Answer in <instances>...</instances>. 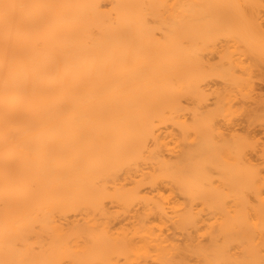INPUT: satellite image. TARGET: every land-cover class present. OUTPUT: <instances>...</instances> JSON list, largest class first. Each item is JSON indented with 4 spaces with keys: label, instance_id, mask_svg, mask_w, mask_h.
<instances>
[{
    "label": "bare ground",
    "instance_id": "obj_1",
    "mask_svg": "<svg viewBox=\"0 0 264 264\" xmlns=\"http://www.w3.org/2000/svg\"><path fill=\"white\" fill-rule=\"evenodd\" d=\"M197 1L0 0V264H264V213H205L220 112H186L205 95L191 47L213 44L198 14L234 17L218 51L236 65L206 68L237 81L264 73V0ZM243 152L245 203L264 183Z\"/></svg>",
    "mask_w": 264,
    "mask_h": 264
},
{
    "label": "rangeland",
    "instance_id": "obj_2",
    "mask_svg": "<svg viewBox=\"0 0 264 264\" xmlns=\"http://www.w3.org/2000/svg\"><path fill=\"white\" fill-rule=\"evenodd\" d=\"M204 1V0H203ZM207 1V5L206 7H208V4H210L209 2H211L210 5H212V3L216 4L217 0H205ZM263 1V0H262ZM198 2V6H201L202 3L199 5L200 1ZM196 2V3H197ZM219 2H225V1H219ZM205 4V2H203ZM214 4V5H215ZM221 3H219L216 6H220ZM213 5V7H215ZM205 7V5H204ZM210 8H212L211 6H209ZM218 8V7H217ZM209 8H206L205 11L201 14H198L199 17H205L203 19L204 23L206 24L205 26V30L206 33H208L209 35V39L207 40L208 42L211 39V42H213V44H197L195 45V49H193V45L191 47V51L192 55L194 56V58H192V63H194L195 61H198L201 64H196L194 63V66H196V68L198 70H202V68L200 69V66H203V68L205 69V72L203 71V73L200 72V74L198 73V76L196 77V75L192 76V80H193V84H197L196 86H198L197 88L200 90L201 88V92H204L203 97H196V93L194 95L191 96V98L189 97V103L190 107H188V110L186 111L188 113V117L189 119L192 116H203L206 115V113H202V110L206 112H208V110H216V112H220V114L216 115L215 111L213 113V115L218 116V122L221 126V130H223V139H222V145L221 148H223V152H222V156L223 158H221V172L217 171L216 169H211V176L213 179V183L215 185H220L223 191V197L222 200L219 204V207L215 208L212 207L210 204L206 207L205 213L210 217L213 216H220V217H234L235 215H237L238 213H242V214H248L253 215L254 211L258 212V215L261 213H264V188L262 189L260 195H257L252 189L248 190L245 192V196H246V202H241L240 199L238 198L239 196V191L240 189L237 187L239 185V183H241L240 185H243L244 182H247L246 180V175L242 172H240L239 170V174L238 176L235 174V172H232L233 169H236V167H231L232 164L235 162L236 157L240 156L241 151H244L243 153H247V155L249 157L252 158V162L256 163L259 166V178L261 180V182L264 183V73H262L261 71L258 69H255V61L256 59H258L257 61L260 63L261 61V57L256 53V52H251V49H249L247 47V45L244 44L245 47L247 48H240V46H242L241 44L239 45L238 51L236 53V55L240 53V58L241 60H244L245 63L243 62V64H245V68L249 67L248 63H253L254 66L253 69H246L247 71L245 72H240V70L237 69V73L239 71V73L241 74H236V80H229L230 79V75L226 76V72L225 69L224 70V74L222 76L217 75V74H213L211 73L213 70L208 67L212 66L214 67V69H218V68H225L228 67H234L236 64H230L231 66H227L228 62H227V58L229 59V57L226 58V55L224 54L221 55L218 50L222 49L220 47H224L226 46V44H228L227 41H229V36L227 35L225 29L227 30L228 27L227 24H224L225 22L229 23V21H226V19L231 18L232 16H227L226 19H223L225 21H222V17L220 16H224L226 15V13L222 14V10H218L216 13V9L213 10L209 9L212 12H209L208 10ZM220 9V7H219ZM206 10H208L209 13L206 12ZM218 12L222 15H218ZM206 15H205V14ZM262 16V17H261ZM261 17V21L263 22V30L261 32H264V12H262V14L260 15ZM224 18V17H223ZM234 18V17H232ZM231 18V19H232ZM201 19V18H200ZM220 19V21H222L221 23L218 22V20ZM229 20V19H228ZM232 20H230L231 22ZM204 24V25H205ZM229 25V24H228ZM225 28V29H223ZM259 32V34L261 33ZM231 38V37H230ZM209 42V43H211ZM227 42V43H226ZM199 43V42H198ZM220 46V47H219ZM211 47V48H210ZM206 49V50H204ZM201 50V51H199ZM243 50L247 51V53L245 52V54L243 55ZM254 51V50H252ZM197 52V53H196ZM250 52V53H249ZM199 53V54H198ZM229 54L233 52H228ZM198 54V55H197ZM228 54V55H229ZM231 54V55H232ZM253 54H256V56ZM192 56V57H193ZM235 56V53L232 55ZM251 56V58H250ZM196 57V58H195ZM231 57V56H230ZM237 57V56H236ZM235 57V62H237V58ZM257 57V58H255ZM203 60H201V59ZM239 58V57H238ZM196 59V60H195ZM225 59V60H224ZM239 60V59H238ZM240 61V60H239ZM238 61V62H239ZM256 61V63H257ZM233 62V59H231V63ZM227 63V64H226ZM251 63V64H252ZM239 64V63H238ZM241 64V63H240ZM258 64V63H257ZM262 64V63H261ZM242 65V64H241ZM247 65V67H246ZM264 65V64H263ZM244 67V66H243ZM259 68V67H257ZM260 69V68H259ZM222 69H218L217 71L219 72ZM250 70V71H249ZM256 70V71H255ZM209 71V72H208ZM215 71V70H214ZM223 71V70H222ZM227 71V70H226ZM243 71V70H242ZM260 71V72H259ZM194 72V71H193ZM208 72V73H206ZM249 73L250 75V79L248 77H246V74ZM203 74V75H202ZM248 75V74H247ZM203 78H202V77ZM238 76V77H237ZM245 76V80L249 79V83H243V85L241 84L240 81V77ZM197 79V80H196ZM242 80V79H241ZM233 81V82H232ZM246 81V82H247ZM240 84H238V83ZM244 82V81H243ZM239 85V86H238ZM193 86V85H192ZM195 86V88H196ZM241 86V87H240ZM219 89L220 93H221V99L220 101L217 100L216 98V92L215 90ZM198 90V91H199ZM195 91V90H194ZM194 93V92H193ZM218 95V93H217ZM220 96V95H219ZM196 97V98H195ZM219 102L221 103V105H219ZM223 102V103H222ZM197 109L201 110V112L199 111V113H197L198 111H195ZM219 108V109H217ZM195 111V112H194ZM212 111H210V115H212L211 113ZM209 115V114H208ZM187 116V114H186ZM214 117V116H213ZM196 118V117H195ZM215 118V117H214ZM217 118V117H216ZM215 118V119H216ZM191 120V119H190ZM235 129V130H234ZM197 138L192 137L191 136V143L194 144L197 141L195 140ZM237 142V143H236ZM191 144V145H192ZM196 144V143H195ZM240 146H238V145ZM238 146V147H237ZM195 146H192V148ZM239 148V149H237ZM238 150V152L236 151ZM222 151V150H221ZM239 155H237V153H239ZM238 162H236L235 164H237ZM228 166L229 171H226L228 169H226V167L224 168V166ZM237 166V165H235ZM238 169V168H237ZM225 170V171H224ZM231 170V171H230ZM210 171V169H208V172ZM241 174H244L245 177L239 176ZM244 178L246 180H244ZM210 177L208 179V181L212 180ZM215 179V180H214ZM235 179L237 181H235ZM241 182H240V180ZM243 179V180H242ZM237 186H235L236 184ZM238 182V183H237ZM210 183V182H208ZM235 184L234 186L232 185ZM247 184V183H245ZM212 185V184H210ZM240 187V186H239ZM224 188V189H223ZM245 188V187H244ZM243 188V189H244ZM242 189V190H243ZM181 238V237H180ZM235 245V243L233 244V246Z\"/></svg>",
    "mask_w": 264,
    "mask_h": 264
}]
</instances>
